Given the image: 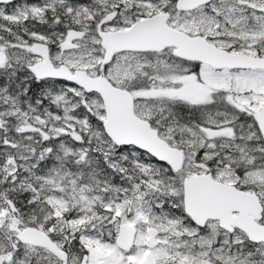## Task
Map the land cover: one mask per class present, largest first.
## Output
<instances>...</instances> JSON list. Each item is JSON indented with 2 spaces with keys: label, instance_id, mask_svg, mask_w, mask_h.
<instances>
[{
  "label": "snow or ice",
  "instance_id": "6c2138e0",
  "mask_svg": "<svg viewBox=\"0 0 264 264\" xmlns=\"http://www.w3.org/2000/svg\"><path fill=\"white\" fill-rule=\"evenodd\" d=\"M0 264H264V0H0Z\"/></svg>",
  "mask_w": 264,
  "mask_h": 264
}]
</instances>
